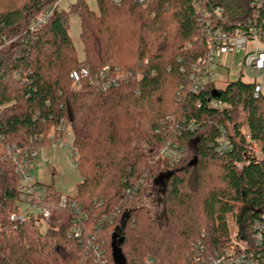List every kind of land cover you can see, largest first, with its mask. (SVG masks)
<instances>
[{
    "label": "trees",
    "instance_id": "obj_1",
    "mask_svg": "<svg viewBox=\"0 0 264 264\" xmlns=\"http://www.w3.org/2000/svg\"><path fill=\"white\" fill-rule=\"evenodd\" d=\"M94 1L96 11L75 0L34 26L56 0H0V264H95L84 246L92 238L105 264H189L197 240L212 250L228 244L227 218L249 235L264 210V95L255 99L254 83L242 80L215 98L212 86L192 92V67L208 50L192 0ZM253 1L203 5L222 11L225 30L247 20L264 30V2ZM71 13L81 60L68 32ZM80 65L89 78L72 89L69 74ZM95 77L118 78L117 86L103 91ZM222 133L230 148L219 154ZM67 138L80 180L75 195L60 208L62 195L46 188L43 228L38 220L10 222L17 162ZM167 145L182 152L178 163L161 156ZM158 178L163 228L142 204Z\"/></svg>",
    "mask_w": 264,
    "mask_h": 264
},
{
    "label": "built area",
    "instance_id": "obj_2",
    "mask_svg": "<svg viewBox=\"0 0 264 264\" xmlns=\"http://www.w3.org/2000/svg\"><path fill=\"white\" fill-rule=\"evenodd\" d=\"M63 0H56L52 9L45 11V13L37 18L34 26L44 24L46 19L50 16L53 10L60 11L61 2ZM143 1V0H142ZM192 6L197 17L198 23L203 27L206 32L208 41V50L205 57L198 61L192 67L191 80H192V92L198 93L204 90L207 86H212L215 92H220L225 89L226 85L230 82H236L242 80L244 74L253 78H264V30L256 29L253 27V22L247 20L245 24H237L231 30H225L218 21L221 20L222 11L219 9H206L203 5V0H192ZM263 0H254L255 6H261ZM211 16L217 21L211 19ZM33 29V28H32ZM249 46V47H248ZM237 52H243L244 56L242 62L238 68V75L235 78L226 75V78L216 79V72L222 68L228 71L231 66L233 57ZM108 69L105 68L100 74L103 78ZM254 73V75H251ZM95 77L97 84H99V78ZM89 78V70L87 66L80 65L77 69L73 70L69 74V79L72 86H78L81 80ZM103 80V79H102ZM117 80L113 79L107 83H100L103 91L108 89V86H117ZM222 82V83H221ZM253 97L257 99L263 93V85L260 82L254 80ZM221 103L217 100H213L210 103V107L213 109H220ZM60 142V141H59ZM53 144V150L56 146H60L63 143ZM230 141L225 137L224 133L216 139L215 150L217 153L222 154L229 150ZM253 150L256 151L255 146ZM161 156L167 158L171 164H176L182 158V152L171 147L165 146L161 151ZM36 153L26 154V159H34ZM72 157V154H71ZM16 172L19 179V197L16 200V206L18 209L23 210L22 206L26 209H30L33 212L37 211L38 216L42 220L47 221L50 217L48 207H37L34 203L31 205L30 201L35 199L38 204L46 199V193L42 189V183L33 180L29 173V162H17ZM73 167V166H72ZM75 168V167H74ZM32 202V201H31ZM75 204H71V208H74V212L78 213V208H75ZM67 206L66 198H62L59 201V207L65 208ZM31 213V212H30ZM23 214V213H22ZM20 212L12 214L9 217V221L13 223L22 224L27 219ZM86 219V218H85ZM249 235L241 232L235 233L234 238L228 237V245L221 247V249L213 250L212 252L206 251L205 245L200 240H197L190 252L189 264H264V210L260 214L259 218L254 220L251 224ZM76 239L80 240L81 233L73 230L72 232ZM101 242H96L94 238L87 241L85 249L92 256L95 264H105V250L100 246ZM147 264H153L152 260H149Z\"/></svg>",
    "mask_w": 264,
    "mask_h": 264
},
{
    "label": "rangeland",
    "instance_id": "obj_3",
    "mask_svg": "<svg viewBox=\"0 0 264 264\" xmlns=\"http://www.w3.org/2000/svg\"><path fill=\"white\" fill-rule=\"evenodd\" d=\"M88 4L89 8L93 11H96V6L94 0H85ZM75 0H63L61 2V8L64 11H67L69 9L70 4L74 3ZM69 28L68 32L70 35V38L72 40L73 46L76 51L77 57L79 60L82 59V46L79 40V27H78V18L75 14H70L69 18ZM249 47V46H248ZM244 53L243 52H237L235 56L233 57V68H237L240 63L242 62ZM216 79H219L222 77L221 75H226L225 72L220 74V72H216ZM251 75H254V73H251ZM229 77H232L229 74ZM226 78V76L224 77ZM242 81L250 83L256 80V82H260L263 85V95H264V78H253L251 76H248L246 74L243 75L241 78ZM222 83V82H221ZM74 87L72 86V89ZM76 88V87H75ZM61 144L60 146H56V148L53 150L52 146H50L47 149H42L39 152L36 153V157L32 160V162L29 163V173L31 174L32 178L36 182H40L38 177L39 171H43V179H41L42 182V189L46 192V188L50 187L53 191L57 192L58 194L62 195L59 200L62 198L67 197H73L75 195V188L76 185L80 182L79 177L76 172V153L71 147V138H67L63 141L59 142ZM253 147V146H252ZM255 149L257 150L256 146ZM72 154V157H71ZM183 156V155H182ZM181 156V157H182ZM32 163V167H31ZM41 165V167H39ZM73 166V167H72ZM75 167V168H74ZM160 178H158L155 183L148 184L146 188H144L143 192V198H142V204L144 205L148 216L150 215L152 218H154L159 226L161 228L166 226L165 216L163 215V203H162V186H163V180L161 182ZM47 199V198H46ZM44 200L38 204L35 199H32L30 201L31 205L33 203L40 207L41 205L44 207L47 206V200ZM23 210L18 209L17 213H23L24 217L27 220H34L39 221L38 225H41L43 228V224H45L47 221H44L41 219L40 216H38L37 211H32L30 209H26L25 206H22ZM31 212V213H30ZM16 214V213H15ZM28 222V221H26ZM229 218H227V225L230 228V238H234L236 230H233V226L231 225ZM205 245V243H204ZM228 245V244H227ZM226 245V246H227ZM206 251L209 253L213 250L210 249L208 246L205 245ZM149 261L146 260L145 264ZM154 264V263H153Z\"/></svg>",
    "mask_w": 264,
    "mask_h": 264
},
{
    "label": "crops",
    "instance_id": "obj_4",
    "mask_svg": "<svg viewBox=\"0 0 264 264\" xmlns=\"http://www.w3.org/2000/svg\"><path fill=\"white\" fill-rule=\"evenodd\" d=\"M231 63L233 64V59H232V62ZM232 64L230 65L231 67L228 68V71L225 70V69H222V68L218 69V71L220 72V74H222L223 72H225L226 75L227 74L228 75L230 74L232 76V78H235L238 75V71H239L238 68H239V66L237 68H233V65ZM226 75H224V76L221 75L222 77H220V79L224 78ZM31 167H32V163H31ZM39 167H41V165ZM39 169H40V171H39V174H38V177L37 178L39 179L40 183H42L41 182V179L44 178L43 177V171L41 170V168H39Z\"/></svg>",
    "mask_w": 264,
    "mask_h": 264
},
{
    "label": "water",
    "instance_id": "obj_5",
    "mask_svg": "<svg viewBox=\"0 0 264 264\" xmlns=\"http://www.w3.org/2000/svg\"><path fill=\"white\" fill-rule=\"evenodd\" d=\"M213 96H214V98H215V97H218V96H219V93H218V92H215V94H214ZM124 224H125V221H122V223H121V228L124 227Z\"/></svg>",
    "mask_w": 264,
    "mask_h": 264
}]
</instances>
